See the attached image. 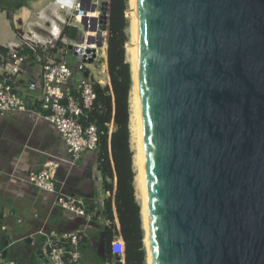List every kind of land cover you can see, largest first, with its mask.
<instances>
[{"label":"water","instance_id":"95a60500","mask_svg":"<svg viewBox=\"0 0 264 264\" xmlns=\"http://www.w3.org/2000/svg\"><path fill=\"white\" fill-rule=\"evenodd\" d=\"M134 26L151 264H264V0H134Z\"/></svg>","mask_w":264,"mask_h":264},{"label":"crops","instance_id":"0c3cea01","mask_svg":"<svg viewBox=\"0 0 264 264\" xmlns=\"http://www.w3.org/2000/svg\"><path fill=\"white\" fill-rule=\"evenodd\" d=\"M85 1L102 3L106 0ZM43 13H48L61 26L63 21L59 16L68 17L54 0H0V47L8 49L9 44L17 42L21 30L28 35L31 30L36 34L46 33L41 25L49 24L50 20ZM90 16L96 20V14ZM66 34L76 39L80 31L68 27ZM92 36L94 40L93 33ZM104 58L101 70L87 69L89 77L102 86L107 85L106 53ZM2 64L0 60V75L3 76L6 74ZM39 69L36 61L23 64L14 76L15 86L31 104L41 97L40 86L30 80L36 77ZM47 154L68 156L63 138L53 125L23 112H0V250L7 251L6 259L14 264H42L43 254L39 251L43 250L45 236L39 234L40 230L67 234L85 229L87 236L79 245L85 258L88 248L98 264H108L111 259L106 260L103 229L110 226L111 221L102 210L110 192L103 188L98 151L86 153L75 166L62 164L56 175L57 186L62 192L78 196L89 207L98 208L91 222L55 206L56 194L40 190L28 181L31 172L44 166L49 158Z\"/></svg>","mask_w":264,"mask_h":264},{"label":"built area","instance_id":"2783aa9c","mask_svg":"<svg viewBox=\"0 0 264 264\" xmlns=\"http://www.w3.org/2000/svg\"><path fill=\"white\" fill-rule=\"evenodd\" d=\"M54 2L67 12L68 17L59 16L63 26L48 13H43L50 20L49 24L41 25L47 32L36 34L31 30L30 35L19 33V40L9 44L7 56L1 57L6 75L0 81V112L27 113L46 120L57 129L67 147L68 156L47 154L49 158L44 166L31 172L27 179L36 188L56 194L55 206L83 216L91 222L95 219L98 208H91L82 198L62 192L57 186L56 175L62 164L75 166L86 153L98 151L99 130L90 116L97 98L95 81L89 77L76 82L73 78L74 68L68 63V55L71 53L76 56L84 68H97L104 58L107 28H104L99 1ZM91 14L97 15L96 20ZM68 27L79 29L78 38L71 39L66 34ZM34 61L40 69L36 77H31L30 80L40 86L41 97L37 103L31 104L15 86L14 76L21 71L23 64H32ZM39 234L45 236L42 264H85L84 253L79 247L87 236L85 229L67 234L40 230ZM111 253L112 259L108 264H134L124 261L123 243L117 236L112 243ZM117 254L120 255L119 258ZM0 264H14L4 257L2 249Z\"/></svg>","mask_w":264,"mask_h":264},{"label":"trees","instance_id":"16d2710c","mask_svg":"<svg viewBox=\"0 0 264 264\" xmlns=\"http://www.w3.org/2000/svg\"><path fill=\"white\" fill-rule=\"evenodd\" d=\"M128 0H109L106 73L107 85L95 82L97 98L91 119L99 130V169L103 188L110 192L102 214L111 221L105 226L106 260L112 259L111 246L117 236L123 243L126 263L146 264L142 206L136 196L134 151L131 147L130 93L133 87L131 62L127 61L125 14ZM8 49L0 47V60ZM4 76L0 75V81ZM123 264V263H119Z\"/></svg>","mask_w":264,"mask_h":264},{"label":"bare ground","instance_id":"6f19581e","mask_svg":"<svg viewBox=\"0 0 264 264\" xmlns=\"http://www.w3.org/2000/svg\"><path fill=\"white\" fill-rule=\"evenodd\" d=\"M129 7L131 13V45L129 47L130 62L132 63L133 71V87L130 94V132H131V147L134 151V168L136 171L135 185L137 189V196L142 206L143 226L146 229L145 246L147 248V264H151V254L148 249V208L147 198L144 192L143 178H142V142L139 136L140 123H141V108L139 102V86L137 79V31L134 26V0H129Z\"/></svg>","mask_w":264,"mask_h":264},{"label":"rangeland","instance_id":"374dc122","mask_svg":"<svg viewBox=\"0 0 264 264\" xmlns=\"http://www.w3.org/2000/svg\"><path fill=\"white\" fill-rule=\"evenodd\" d=\"M125 14H126L127 19H128V26L126 28V32H127L128 36H129L128 42L126 43L125 48H126L127 61L130 62V53L128 51H129V47L131 45L132 32H131V13H130V7H129V0H128V8H127ZM20 33L23 34V31L21 30ZM105 53H106V58H107L106 49H105L104 55H105ZM104 59L105 58H102L101 59V62H99L98 65L96 66L97 67L96 72L99 71V70H101V68H102V66H101L102 65V62L105 61ZM68 63H69V65L71 67L74 68L73 78H74V80L76 82L77 81L79 82L83 78L84 79H88L89 78V76H90L89 73L90 72L87 70V68L82 67L81 64H80V62H79V60L77 59V57L74 56L71 53L68 55ZM98 76H99V74H98ZM137 195L138 194H137V189H136V196ZM137 199L139 200L138 196H137ZM85 253H86L85 264H98V261L94 258L93 254L88 250V248L85 249ZM146 264H147V258H146Z\"/></svg>","mask_w":264,"mask_h":264}]
</instances>
